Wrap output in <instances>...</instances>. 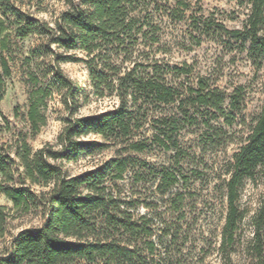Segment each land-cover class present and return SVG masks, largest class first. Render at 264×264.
Wrapping results in <instances>:
<instances>
[{"label":"trees","instance_id":"1","mask_svg":"<svg viewBox=\"0 0 264 264\" xmlns=\"http://www.w3.org/2000/svg\"><path fill=\"white\" fill-rule=\"evenodd\" d=\"M15 1L0 0V101L11 75V36L20 41L36 37L38 44L23 58L31 134L45 126L44 112L53 94L69 118L62 121L54 145L33 150L25 139H17L14 147L0 143V194L11 204L0 206V238L18 218L39 215L42 220L41 226L10 236L0 264H160L157 246L165 237L173 243L175 235L167 230L157 235L155 216L137 213L151 207L135 198L134 186L150 179L153 194L165 197L186 184V177L136 156L156 150L178 166L183 154L180 132L199 123L211 131L205 140L215 148L231 143L212 122L232 127L244 102L243 88L225 95L202 80L185 90L176 88L172 82L188 75L190 68L159 58L164 54L160 29L144 11L152 0H58L62 9L51 21L33 18ZM44 1H37L38 13H46ZM247 6L241 30L208 23L199 34L226 36L258 68L264 59V0H247ZM45 61L48 65L40 69ZM77 62L85 66L92 95L114 97L117 106L74 117L81 96L61 65ZM241 125L245 137L225 172V214L215 251L221 264H235L240 255L245 264H264V95L259 112L247 122L242 119ZM87 137L94 140L84 141ZM109 151L111 159L77 175L66 168L80 155L93 159ZM125 179L133 182L127 191L119 185ZM246 182L260 191L251 215L241 203ZM170 203L177 212L181 194L175 193ZM246 221L250 234L243 239Z\"/></svg>","mask_w":264,"mask_h":264},{"label":"rangeland","instance_id":"2","mask_svg":"<svg viewBox=\"0 0 264 264\" xmlns=\"http://www.w3.org/2000/svg\"><path fill=\"white\" fill-rule=\"evenodd\" d=\"M37 1L16 0L14 4L33 18L45 21H51V17L56 16L62 9L58 0H45L43 7L46 13H38ZM183 5H186V8ZM144 11L148 19L160 29V49L164 54L159 55V58L170 66L186 65L190 68L188 75L180 76L172 82L176 88L185 90L189 86H195L197 80L205 81L208 86L218 88L225 95L239 87L243 88L244 102L241 111L234 118L232 127H225L221 120L212 122V125L222 129L224 140L232 141L231 143L215 148L205 140L211 135V131L199 123L198 126L185 127L180 132L179 141L183 154L178 166H173L168 154L164 155L156 150L148 156H136L149 164L172 168L186 177V184H178L165 197L153 194L150 179L134 186L138 193L135 198L151 207L149 210L140 208L137 213L146 214L149 218L155 216L152 227L156 229L157 235H160L159 230H167L171 236L175 235L173 243H170V237L161 239L162 246H157L160 260L156 258V261H160V264H221L215 248L219 243L225 214V172L232 155L245 137L242 119L247 122L259 112L263 104L264 59L256 68L246 52L237 50L238 43L230 41L226 36L203 37L199 32L208 29V23L222 24L227 30H241L248 12L247 0H152ZM171 12L174 14L168 17ZM37 44L36 37L20 41L11 36L8 54L11 75L4 81L3 97L0 101V143L4 147H14L17 139H25L33 150L46 144L54 145L63 127L62 121L69 118V112L64 110L60 98L53 94L44 112L45 126L35 136L31 134L26 121L28 87L27 69L23 58L27 57L29 50ZM78 57L82 56L78 54ZM48 59H52L51 56ZM39 64L40 69L45 68L48 61ZM61 70L81 96L74 117L90 116L117 106L118 101L114 97L97 99L92 95L87 72L82 63L62 64ZM72 108L69 110L72 111ZM149 130L150 126H145L146 134ZM83 140L92 141L94 137ZM112 157V151L93 159H82L80 155L76 164H67L66 168L71 175H77ZM132 183L131 179H125L119 185L127 191ZM175 193L181 194L177 212L170 203ZM259 194L260 191L251 183H245L241 203L249 215L257 206ZM0 206L11 207L1 194ZM41 224L39 215L21 217L12 222L9 234L0 238V256L10 236L20 229L35 228ZM249 234L250 228L246 221L242 225L243 239L249 237ZM234 260L235 264H245L246 261L241 255L236 256Z\"/></svg>","mask_w":264,"mask_h":264}]
</instances>
